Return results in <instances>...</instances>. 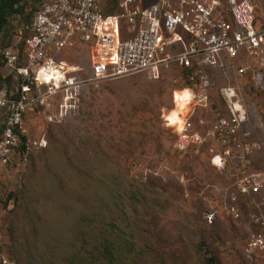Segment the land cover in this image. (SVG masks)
<instances>
[{"label": "rangeland", "instance_id": "rangeland-1", "mask_svg": "<svg viewBox=\"0 0 264 264\" xmlns=\"http://www.w3.org/2000/svg\"><path fill=\"white\" fill-rule=\"evenodd\" d=\"M20 1L26 15L37 4ZM251 1L264 13V0ZM10 21L0 49L24 39L22 23ZM58 55L91 77L89 46ZM0 75H9L4 65ZM219 81L239 87L248 138H258L256 104L264 93L233 74ZM183 86L171 65L158 81L136 74L85 86L77 108L62 118L52 108L31 116V136L45 135L48 147L0 174V264H264L247 255L253 229L246 217L234 222L222 214L235 170L211 165L209 142L198 152L180 150L164 127Z\"/></svg>", "mask_w": 264, "mask_h": 264}, {"label": "built area", "instance_id": "built-area-1", "mask_svg": "<svg viewBox=\"0 0 264 264\" xmlns=\"http://www.w3.org/2000/svg\"><path fill=\"white\" fill-rule=\"evenodd\" d=\"M259 11L251 0H40L27 21L14 14L11 18L22 23L25 48L16 90L0 91L5 109L0 174L17 153L26 161L48 147L45 135L31 136V116L52 108L62 118L77 108L85 86L136 74L158 81L163 69L174 65L184 86L174 92V106L164 117L175 112L185 130L176 131L171 121L167 128L180 150L198 152L209 142L211 165L235 170L222 214L234 222L246 217L253 229L247 255L264 257V102L256 104L258 138L250 140L249 110L239 87L217 86L220 74L229 73L264 93V13ZM76 44L92 50L88 79L57 60L59 52ZM3 60L13 68L17 56L7 49ZM187 90L194 98L183 111L178 97ZM47 119L54 122L51 115ZM206 218L213 223L215 214Z\"/></svg>", "mask_w": 264, "mask_h": 264}, {"label": "trees", "instance_id": "trees-1", "mask_svg": "<svg viewBox=\"0 0 264 264\" xmlns=\"http://www.w3.org/2000/svg\"><path fill=\"white\" fill-rule=\"evenodd\" d=\"M37 2L36 7L32 10V12L28 15H26L25 12V5L21 4L20 0H0V33L4 34L8 26L10 25L11 17L14 14H19L25 21H27L29 18L33 16V14L37 11L40 0H34ZM25 39V37H24ZM24 39L21 40V42L12 48V45L4 47L3 49H0V66H5L6 69L9 71V75L6 78H3L0 75V91L4 88L7 87L9 89H12L10 86L12 83H15L14 80L16 81V84L19 82V77L17 75V68L22 67L23 64V58L21 57L22 52H23V45H25ZM7 49H10L15 56H17L16 64L15 67L10 68L7 67L4 60H3V52ZM2 62V63H1ZM4 108L0 107V129L2 128V120H4L5 114H4ZM23 161L24 158L21 153H17L13 158L12 161L9 165V167L12 164H15L17 161ZM8 167V168H9ZM210 263H213L214 261L212 259L209 260Z\"/></svg>", "mask_w": 264, "mask_h": 264}, {"label": "clouds", "instance_id": "clouds-1", "mask_svg": "<svg viewBox=\"0 0 264 264\" xmlns=\"http://www.w3.org/2000/svg\"><path fill=\"white\" fill-rule=\"evenodd\" d=\"M193 98H194V94L191 92V90L181 92L180 96L178 97V100L183 101L182 103H180V109L183 111H187L186 105ZM164 120H165L164 127H169L170 125L168 124V121H171V124L178 126L176 131L183 132L185 130V122L181 120H177V116L175 112H173L171 116H165ZM182 139H187V137H182Z\"/></svg>", "mask_w": 264, "mask_h": 264}]
</instances>
